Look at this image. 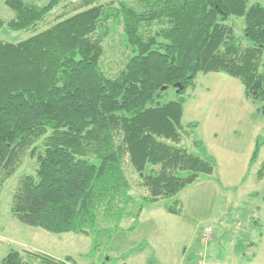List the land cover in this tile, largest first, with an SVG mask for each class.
Here are the masks:
<instances>
[{"label": "trees", "instance_id": "16d2710c", "mask_svg": "<svg viewBox=\"0 0 264 264\" xmlns=\"http://www.w3.org/2000/svg\"><path fill=\"white\" fill-rule=\"evenodd\" d=\"M0 1L13 14L0 26L32 30L18 43L0 40V192L26 156L35 159L34 175L12 195L13 217L54 235L90 236L91 253L113 233L134 231L146 207L214 174L201 142L193 140L197 155L181 146L190 138L182 96L198 74L235 78L247 100L264 102V6L250 0H79L42 31L63 0ZM231 18L242 21L241 37ZM112 27L122 29L126 62L110 77L101 61ZM170 90L177 98L161 102ZM263 146L257 137L250 167ZM126 165L145 192L137 199ZM165 210L178 216L181 202ZM1 264L33 263L11 250Z\"/></svg>", "mask_w": 264, "mask_h": 264}, {"label": "rangeland", "instance_id": "374dc122", "mask_svg": "<svg viewBox=\"0 0 264 264\" xmlns=\"http://www.w3.org/2000/svg\"><path fill=\"white\" fill-rule=\"evenodd\" d=\"M109 1L117 0L104 2ZM47 2L37 0L36 4ZM78 2L63 0L36 30L46 29L56 15ZM253 3L264 6V0H250L249 4ZM12 17L0 1V22L7 23ZM229 23L241 37L242 21L231 18ZM31 34L32 30L14 32L6 24L0 26V40L5 42L18 43ZM122 44L121 27H112L101 61L102 70L110 77L125 65L126 50ZM182 97V123L190 138L185 136L181 146L197 155L193 140L201 142L216 163L212 176L200 175L176 197L146 207L134 231L113 233L91 253L90 236L54 235L25 226L13 217L11 200L19 179L35 173V159L26 156L0 192V264L11 250L20 251L33 264L41 260L28 256L29 253L59 261L70 257L73 264H182L198 248L205 227L213 230L207 252L209 264H264V179H256L264 160V146L257 161L249 166L257 137L264 138V102L247 100L240 81L223 73L198 74L194 87ZM176 98L170 90L160 101ZM125 168L132 195L137 199L145 192L136 186L137 175L127 165ZM176 200L182 205L178 216L165 210Z\"/></svg>", "mask_w": 264, "mask_h": 264}, {"label": "built area", "instance_id": "2783aa9c", "mask_svg": "<svg viewBox=\"0 0 264 264\" xmlns=\"http://www.w3.org/2000/svg\"><path fill=\"white\" fill-rule=\"evenodd\" d=\"M213 240V230L210 227L202 229L198 240V248L186 259L183 264H209L207 258L208 248Z\"/></svg>", "mask_w": 264, "mask_h": 264}, {"label": "water", "instance_id": "95a60500", "mask_svg": "<svg viewBox=\"0 0 264 264\" xmlns=\"http://www.w3.org/2000/svg\"><path fill=\"white\" fill-rule=\"evenodd\" d=\"M176 87H177L178 89H181V87H180L179 85H176Z\"/></svg>", "mask_w": 264, "mask_h": 264}, {"label": "crops", "instance_id": "0c3cea01", "mask_svg": "<svg viewBox=\"0 0 264 264\" xmlns=\"http://www.w3.org/2000/svg\"><path fill=\"white\" fill-rule=\"evenodd\" d=\"M190 256H191V255H190ZM186 259H188V257H187ZM186 259H185V261H186ZM185 261H183L182 264H183Z\"/></svg>", "mask_w": 264, "mask_h": 264}]
</instances>
